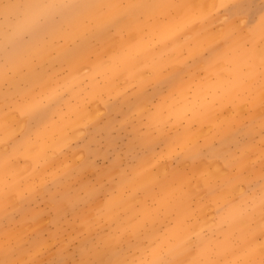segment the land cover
Returning <instances> with one entry per match:
<instances>
[{"label": "rangeland", "instance_id": "obj_1", "mask_svg": "<svg viewBox=\"0 0 264 264\" xmlns=\"http://www.w3.org/2000/svg\"><path fill=\"white\" fill-rule=\"evenodd\" d=\"M261 99L264 0H0V264H264Z\"/></svg>", "mask_w": 264, "mask_h": 264}, {"label": "crops", "instance_id": "obj_2", "mask_svg": "<svg viewBox=\"0 0 264 264\" xmlns=\"http://www.w3.org/2000/svg\"><path fill=\"white\" fill-rule=\"evenodd\" d=\"M262 105H264V99L262 100L261 99V101L259 102V104H258V108H260ZM261 116V115H260ZM250 210V209H249Z\"/></svg>", "mask_w": 264, "mask_h": 264}]
</instances>
